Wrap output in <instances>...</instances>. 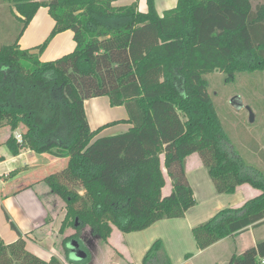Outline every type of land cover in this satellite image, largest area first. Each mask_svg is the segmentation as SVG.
I'll use <instances>...</instances> for the list:
<instances>
[{
	"label": "trees",
	"instance_id": "16d2710c",
	"mask_svg": "<svg viewBox=\"0 0 264 264\" xmlns=\"http://www.w3.org/2000/svg\"><path fill=\"white\" fill-rule=\"evenodd\" d=\"M3 1L20 15L18 37L41 6L55 21L36 52L20 49L17 38L0 43V125L25 128L20 141L13 135L7 140L12 153L25 147L66 158L63 168L43 178L65 201L60 231L71 226L74 233L64 243L107 241L112 225L121 232L140 231L161 219L183 217L196 204L184 171L185 158L194 152L217 193H234L243 183L260 190L241 206L224 207L194 226L197 247L264 223V170L246 162L231 142L205 77L264 70V3L177 0L160 16L154 0H147L146 12L114 6L115 0ZM65 30L73 32L74 50L41 61L50 39ZM98 96H107L111 106L123 105L127 119L91 130L84 100ZM119 122L131 126L94 139ZM161 154L172 181L165 196ZM18 234L10 243L0 238V264H64L54 255L44 260L30 252ZM260 257L264 239L233 254L227 264H259ZM141 264H173L161 238Z\"/></svg>",
	"mask_w": 264,
	"mask_h": 264
},
{
	"label": "crops",
	"instance_id": "0c3cea01",
	"mask_svg": "<svg viewBox=\"0 0 264 264\" xmlns=\"http://www.w3.org/2000/svg\"><path fill=\"white\" fill-rule=\"evenodd\" d=\"M258 1L264 3V0ZM154 3L157 13L162 16L164 11L176 6L177 0H154ZM113 5H135L138 11H147V0H115ZM9 10L19 21L16 15H20L13 6H9ZM54 24L48 8L39 7L19 37H15L17 45L20 49L36 52V47L46 40ZM0 43L3 42L0 40ZM75 45L73 32L62 31L50 39L39 59L54 60L72 52ZM84 110L91 130L127 119L125 107L111 106L107 96L84 100ZM130 126L126 122L110 125L98 132L94 139L124 132ZM24 129L22 124L14 130L8 124L0 125V238L5 243L15 241L20 232L27 250L44 260L54 255L64 264L82 260L84 264H141L148 247L155 239L161 238L173 264H227L233 254L239 255L264 239L262 223L222 238L204 249L197 247L192 232L194 226L224 207L241 206L246 200L259 195L260 190L243 183L236 187L234 193H217L201 158L194 152L185 158L184 171L196 204L183 217L161 219L140 231L121 232L112 225L107 241L94 238L91 244L84 245L81 240L73 238L64 243L63 239L74 233L73 228L65 234L59 230L65 215V201L51 191L43 178L63 168L67 160L25 147L18 153H12L7 140L11 135L18 140ZM160 160L165 179L161 193L165 196L172 190V181L164 166V154L160 155ZM7 216L17 231L11 227ZM69 246L73 247L70 249ZM75 251L83 256L80 260L74 259Z\"/></svg>",
	"mask_w": 264,
	"mask_h": 264
},
{
	"label": "rangeland",
	"instance_id": "374dc122",
	"mask_svg": "<svg viewBox=\"0 0 264 264\" xmlns=\"http://www.w3.org/2000/svg\"><path fill=\"white\" fill-rule=\"evenodd\" d=\"M4 3L0 0V40L10 44L22 23L10 13L9 6L13 4ZM205 77L208 93L231 142L246 162L264 170V155L258 152L259 149L264 153V70L236 71L233 75L214 71ZM248 108L254 114L253 122L249 120ZM71 230V226H66L60 233Z\"/></svg>",
	"mask_w": 264,
	"mask_h": 264
},
{
	"label": "water",
	"instance_id": "95a60500",
	"mask_svg": "<svg viewBox=\"0 0 264 264\" xmlns=\"http://www.w3.org/2000/svg\"><path fill=\"white\" fill-rule=\"evenodd\" d=\"M248 110H249V115H250L249 120H250V122H253L254 121V114L251 112V110L249 108H248ZM69 247L71 249L73 246H69ZM74 255H75V257H74L75 260H80L83 257L80 253H78L76 251H75Z\"/></svg>",
	"mask_w": 264,
	"mask_h": 264
},
{
	"label": "built area",
	"instance_id": "2783aa9c",
	"mask_svg": "<svg viewBox=\"0 0 264 264\" xmlns=\"http://www.w3.org/2000/svg\"><path fill=\"white\" fill-rule=\"evenodd\" d=\"M18 140L20 141L19 137H18ZM259 264H264V257L259 258Z\"/></svg>",
	"mask_w": 264,
	"mask_h": 264
}]
</instances>
